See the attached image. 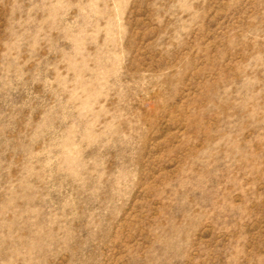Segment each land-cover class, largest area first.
Segmentation results:
<instances>
[{"label":"rangeland","instance_id":"rangeland-1","mask_svg":"<svg viewBox=\"0 0 264 264\" xmlns=\"http://www.w3.org/2000/svg\"><path fill=\"white\" fill-rule=\"evenodd\" d=\"M0 264H264V0H0Z\"/></svg>","mask_w":264,"mask_h":264}]
</instances>
